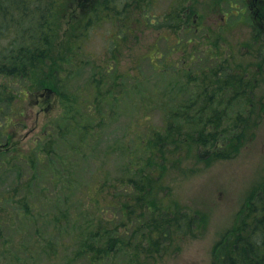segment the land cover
I'll list each match as a JSON object with an SVG mask.
<instances>
[{"label": "rangeland", "instance_id": "374dc122", "mask_svg": "<svg viewBox=\"0 0 264 264\" xmlns=\"http://www.w3.org/2000/svg\"><path fill=\"white\" fill-rule=\"evenodd\" d=\"M124 4H127V8H124ZM256 5L258 4L254 0H117L121 14L126 15L131 28L140 35L134 39L131 34L124 39L123 46L112 49L111 56L115 61L106 59L110 58L108 51L111 35H119L117 32L122 28L119 22L94 23L88 39L83 43V52L75 46L79 44L76 35L82 36L85 27L75 24V28H60L61 40L57 45L60 47L58 55L61 56L49 60V63L55 62L47 68V72H51L48 76L50 82L45 88L29 89L24 102L14 103L11 114L0 111V154L5 153L12 163L15 162L13 158L25 157L35 147L40 151H48L50 144L55 146L51 149L53 153L50 160L44 157L35 169L34 165L24 164L22 161L12 169L10 166H0L3 167L0 170V196L8 192L14 195L15 200L10 205L17 211L18 205L15 202L25 195L31 210L29 214L22 212L21 217L18 212L10 217L14 210L3 209V215L12 226L15 225L14 231L7 234L20 238L29 236L30 233L37 235L34 226L38 224L40 215L38 197L44 198L43 191L52 198L60 194L61 184L51 182V177L61 160L69 157L75 161L71 176L76 175V184L82 190L87 184L93 187L95 178H99L100 174L110 181L121 182L127 175H131L134 167V160L130 157L134 156L133 136L138 129L135 119L140 113H150L152 117L151 123L143 126L147 134L145 140L148 141L151 135L148 130L159 129L164 135L166 129L163 128V120L166 119L167 111L177 110L187 114L186 110L192 100L208 91L207 96L211 94L214 99L209 103L207 111L210 112L212 107L221 110L223 104L227 107V112L233 113L229 120H224L223 128L228 133L231 130L241 132L242 147L237 152L234 145H238V140L230 137V155L226 158L217 156L216 152L213 155L212 146H199L198 142H191L187 138V133L181 131V126L189 125L185 119L180 118L173 123L176 129L173 137H168L167 133L170 131L166 130L165 146L160 152L148 147L145 149V174H157L158 186L143 194H132L146 197L161 210L187 213L197 218L199 225L191 227L186 237L175 235L171 242L159 241L160 251L154 250L156 255L153 258H140L138 254L142 248L138 246L148 237L151 228L148 226L147 214H144L142 207H138L132 225L136 220L139 225L133 226L131 230L134 247L129 264L132 260L136 264H214L217 246L223 241L227 242L229 233L238 227L241 212L253 205L260 194H264V37L257 24L263 21L254 14ZM135 6L140 7V11ZM173 7L181 22L180 31H177L175 37L176 40L180 39L181 53L176 55L178 60L173 55H166L172 57L168 59L169 65L161 64L156 59L152 63L150 59L144 58L146 54L159 58L164 52V41H158V35H172L170 28L159 31L155 29L161 24L159 22L156 25L159 21L156 18L167 15ZM181 7L183 13L180 11ZM187 8L188 12L191 9V14L186 20L184 11ZM147 10V16L153 19L155 26L144 28L146 18L141 14ZM77 11V18L72 22L88 19L89 13L87 10L85 12L84 7H78ZM194 21L199 28L190 25ZM31 32H34V28L29 34ZM3 44L4 48H11L14 39H6ZM114 64L116 71L107 73ZM150 64H156L155 69ZM163 69L170 70L164 72ZM56 70L60 74L54 77ZM172 71L176 75H172ZM126 73L145 80V91H142L150 97L152 104L157 105L155 109L144 106L149 101L144 105L134 104L131 81L123 83L121 80V76ZM236 75L241 76L245 84H250V97L247 93L243 99H231L238 93H232L229 88L231 77ZM226 76L229 79L223 78ZM211 80L214 84L207 89L206 84H210ZM223 80L226 87H219L217 81ZM13 81L19 87L18 79L11 80L14 85ZM97 84L102 92L99 109L108 114L105 122L100 119L92 126L97 134L86 153L85 145L80 144L81 136L78 139V134L70 128L71 135L67 139L63 138L60 131L58 134L57 127L62 123L59 118L64 115L72 116V127L75 129L83 123L80 115L87 113L85 98L92 100ZM53 87L54 95L48 97L46 89ZM216 90L227 94L223 95L222 92L217 95L214 93ZM197 109L191 108L189 111L196 115ZM206 117L207 115L203 116ZM226 142L227 138L220 144ZM30 183L31 186L28 187ZM72 186L69 182L67 189L71 191ZM82 190L80 197L86 196ZM78 193L79 191L75 193V200ZM51 203L47 206L49 210L51 205H55L52 201ZM86 205H82V210H78L77 205L72 209L76 211L79 222L77 226L71 222L70 228L75 231L78 227L83 240L89 241L88 238L94 235V219L87 210L88 202ZM148 209L150 211L154 208L151 205ZM50 214L53 215L54 212ZM20 226H26L29 231L26 233L25 229V233L21 235ZM48 227L49 223L46 222L42 230L48 231ZM78 241H73L71 251L77 249L80 244ZM129 253L122 251L104 264H125Z\"/></svg>", "mask_w": 264, "mask_h": 264}, {"label": "trees", "instance_id": "16d2710c", "mask_svg": "<svg viewBox=\"0 0 264 264\" xmlns=\"http://www.w3.org/2000/svg\"><path fill=\"white\" fill-rule=\"evenodd\" d=\"M89 1L91 0H0V55L2 54L0 58V111H7L11 114L14 111V103L16 101L24 102V97H27L29 89L45 88L50 82L48 76L51 75V72L48 73L47 68L54 65L55 62L54 64L53 62L49 63V60L61 56V54L58 55L60 47L57 45V42L61 40L59 37L60 28H75L73 26L75 24L85 27L82 36L76 35L79 44L75 46L83 52V43L88 39L90 31L94 28V23L119 22L122 28L117 32L119 35H111L108 51L110 58L106 59L114 61L115 59L111 56L112 49L123 46L124 39H127V36L131 34L134 39L139 37L140 34L131 28L126 15L121 14L122 11L117 6V0ZM126 6L127 4H124V8H127ZM78 7H84L85 12L88 11L89 17L86 21L72 22L77 18L75 13H78ZM135 9L140 11V7L135 6ZM147 11L141 14L143 18H146ZM33 28L34 32L29 34ZM155 29L159 31L161 28ZM6 39H14L11 48H4L3 41ZM121 40L123 44H121ZM144 58L150 59L152 63L154 59L163 63L157 57L147 54ZM155 65L150 64L153 68ZM169 70L163 69L164 72ZM115 71L116 65L114 64L107 70V73L111 74ZM171 73L176 75L173 71ZM58 74L60 71L56 70L53 76H58ZM16 78L19 87L15 85V81H13L14 85L11 84V80ZM223 78L229 79L227 76ZM231 79L229 88L232 89V93L238 91L237 96L231 98L232 100L243 99L247 93L249 96L250 84H245V80L239 75L232 76ZM121 80L123 83L131 81L135 105H144L149 101L150 97L142 91L146 85L144 79L126 73L121 76ZM217 82L219 87H226L224 80ZM213 84L211 80L210 84H206V88L208 89L209 86L212 88ZM130 85L128 86L131 87ZM53 90H55L54 87ZM93 92L91 101L88 97L85 98V100L87 99V113L84 111L85 114L80 115V118H83V123L81 122L77 129L72 127V116L66 117L64 114L59 118L62 123L57 127L58 134L60 131L63 138L67 139V136L71 135L70 128L78 134V139L81 136L80 144L85 145L86 153L97 134L92 126L100 119L105 122L108 114L99 109L102 102L100 85L97 84ZM222 92L214 91L217 95ZM207 93L208 91L205 94L197 95L192 100V104L188 105L186 110L187 114L177 112V110L167 111L166 119L163 120V128L170 131L167 133L168 137H173L176 131L173 123L178 121L177 119L183 118L189 127L182 125L181 131L187 133V138L191 142H198L199 146H212L213 155L216 152L217 156L226 158L231 153L228 151L230 137L238 140V145L236 144L234 147L237 152L240 151L242 133L232 130L228 133L223 128L225 117L227 116V120H229L230 115L233 114L230 111L226 112L227 107H224V110L212 107L210 112L207 111L210 107L209 103L214 99L211 94L207 96ZM144 106L152 109L157 107L151 101ZM191 108H198L196 115L191 114L189 111ZM204 115L207 117L203 118ZM151 118L150 113H140V116L135 119L139 133L137 129L133 136L135 139L133 142L134 156L130 158L134 160V167H132L131 175H127L121 182L120 180L110 181L100 174L99 178H95L93 187L87 184L82 190L76 184V175L71 176L75 161L68 157L58 163V167L53 170L51 182L57 185L61 184V192L57 195L58 197L52 198L45 195L46 191H43L44 198L38 197L40 215L38 214V224L34 226L37 235H30V233L29 236L25 235L20 238L7 234L9 231H14L15 225L12 226L3 215V209L14 210L10 204L14 202L15 196L10 195L9 192L0 196V204H2L0 206V249L2 250L0 264H104L113 260L112 258L122 251L130 252L125 263L129 264L133 255L132 247H134V240L130 236L131 230L133 226L139 225L138 220L132 225L138 207H142L144 214H147L148 226L151 228L148 237L138 246L142 248L141 253L138 254L140 258H153L154 254L156 255L155 252L160 251L159 241L171 242L175 235L186 237L191 227L198 226L199 220L187 213L161 210L146 197L132 194V192L143 194L158 186L157 174L154 173L153 176L145 174L147 164L143 161L145 157L143 153L147 147L160 152L165 146L164 140L167 136L166 130L164 136L161 134V130L153 129L148 130L151 135L148 141L145 140L147 134L146 131L144 132L143 126L149 125ZM226 138L227 142L221 145L220 142L226 141ZM54 147L50 144L48 151H40L38 147H35L29 155L13 158L14 163L5 153L0 154V166H10L12 169L16 163L22 161L24 164L34 165L35 169L44 160V157L50 160L53 153L51 149ZM69 182L73 185L71 191L67 189ZM30 186L31 183L28 187ZM41 190L42 188L39 189V191ZM81 190L86 196H79ZM77 191L79 193L75 200ZM27 192L30 193V191ZM51 201L55 205H51V210H49L47 206L52 204ZM87 202L89 204L87 210L90 211V215L94 219V231H92L94 235L88 238L89 241L83 240L84 237L81 236V230L78 227L75 231L70 228L71 222H74L75 226L79 222V218H76V211H72V209L77 205L78 210H82V205L87 206ZM15 203L18 205L17 211L14 210L10 217H13L17 212L20 217L22 212L31 213L25 195ZM151 205L154 209L149 211L148 207ZM155 209L158 211L156 212ZM52 211L53 215L50 214ZM98 212L101 214H96ZM46 222L49 223L48 231H43L42 227L46 225ZM237 225L238 227L229 233L230 237L227 242L223 241L217 246L214 264H264V194H260L253 205H249L245 211L241 212ZM19 229L21 235L25 233V229L26 233L29 231L26 226H20ZM18 235L19 233L16 236ZM74 240H79L80 244L76 250L71 251ZM131 264H136V261L132 260Z\"/></svg>", "mask_w": 264, "mask_h": 264}, {"label": "flooded vegetation", "instance_id": "af4514ba", "mask_svg": "<svg viewBox=\"0 0 264 264\" xmlns=\"http://www.w3.org/2000/svg\"><path fill=\"white\" fill-rule=\"evenodd\" d=\"M254 2H256L258 4V5H256L257 8L254 11V14L257 17H259L264 23V0H254ZM252 5H255V4H252ZM187 10H188V8L184 11V14H185L184 17L186 18V20H187L188 16L191 14V9L189 12ZM175 11H176V9H175V7H173L167 15L156 18V19L159 18V21L157 22L156 25H158L159 22L161 23L160 25L157 26V28H161V29L162 28L163 29L170 28V29H172V35L166 36V34L162 35L160 33L162 35V36L161 35L160 36L162 37L165 46H164V52L162 53L161 57H159L158 59L160 61H162L165 65H169L168 59H170L172 57H174L176 59V55H179L181 53V49L179 47L180 46V39L176 40V38H175L177 35V31L180 28L181 22H180L179 17L176 15ZM180 11L183 13L182 7L180 8ZM147 13H148V11H147ZM196 18H195V20H196ZM152 21H153V19H151V17L146 16L144 28L146 26H155V24ZM263 23H257V24H258V28H261L262 34H263L262 36L264 37V24ZM190 25L193 26L194 28H199L198 23L196 21L192 22V24H190ZM166 55H169V56L173 55V56L167 57ZM175 59H174V61L178 60V59H176V60ZM226 94L227 93L223 92V95H226ZM224 107L225 106L223 104H221V110H224ZM226 112H227V110H226ZM225 120H227V116L225 117Z\"/></svg>", "mask_w": 264, "mask_h": 264}, {"label": "water", "instance_id": "95a60500", "mask_svg": "<svg viewBox=\"0 0 264 264\" xmlns=\"http://www.w3.org/2000/svg\"><path fill=\"white\" fill-rule=\"evenodd\" d=\"M47 92L51 93L52 91L51 90H47Z\"/></svg>", "mask_w": 264, "mask_h": 264}]
</instances>
